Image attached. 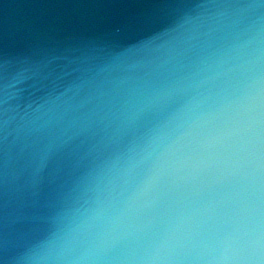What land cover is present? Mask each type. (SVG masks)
Masks as SVG:
<instances>
[{
	"label": "clouds",
	"instance_id": "obj_1",
	"mask_svg": "<svg viewBox=\"0 0 264 264\" xmlns=\"http://www.w3.org/2000/svg\"><path fill=\"white\" fill-rule=\"evenodd\" d=\"M165 3L0 58V264H264V0Z\"/></svg>",
	"mask_w": 264,
	"mask_h": 264
},
{
	"label": "water",
	"instance_id": "obj_2",
	"mask_svg": "<svg viewBox=\"0 0 264 264\" xmlns=\"http://www.w3.org/2000/svg\"><path fill=\"white\" fill-rule=\"evenodd\" d=\"M166 10L165 0H0V58L118 39Z\"/></svg>",
	"mask_w": 264,
	"mask_h": 264
}]
</instances>
